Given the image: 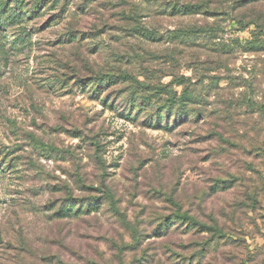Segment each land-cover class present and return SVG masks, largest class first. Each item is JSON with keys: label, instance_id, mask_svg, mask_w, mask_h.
<instances>
[{"label": "rangeland", "instance_id": "obj_1", "mask_svg": "<svg viewBox=\"0 0 264 264\" xmlns=\"http://www.w3.org/2000/svg\"><path fill=\"white\" fill-rule=\"evenodd\" d=\"M243 1L0 0V264H264V2Z\"/></svg>", "mask_w": 264, "mask_h": 264}, {"label": "trees", "instance_id": "obj_2", "mask_svg": "<svg viewBox=\"0 0 264 264\" xmlns=\"http://www.w3.org/2000/svg\"><path fill=\"white\" fill-rule=\"evenodd\" d=\"M17 6H20L22 4V0H14ZM242 1V0H241ZM264 2V0H245L243 1L242 4L246 5L247 3L252 4L254 2ZM205 2L201 1L198 3H181L179 5L174 4L171 9L174 10L175 12L178 13H182V14H194V13H200L201 12V8L205 7ZM207 8V6H206ZM205 8V9H206ZM12 16L18 18L20 16V14L16 11V8H14L12 10ZM250 21L245 20L244 18H242L240 20V23H242V25H247ZM251 22H256V20H253ZM153 32V31H151ZM16 42V41H15ZM14 42V43H15ZM105 81H100L96 86V92L97 93H101L104 92V88L106 85H108L111 80L110 78L108 79H104ZM172 97L169 98V100H171L172 102L169 104H165L164 107L165 109L167 108L168 112L172 111L174 109L175 104L178 105L177 107V111L179 112H183V113H188L189 111L187 110L189 102H194V93L189 91L188 89H185L182 91V93L180 94V96L177 95V92H171L170 93ZM133 104L134 105H138V98L134 97L132 99ZM144 102H146V100L144 99ZM149 102V101H148ZM147 105V102L146 104ZM194 109H191V111L193 112ZM190 111V112H191ZM189 112V113H190ZM3 171V170H1ZM101 207V198L99 197H95L94 198V202H87L84 205H78L77 203V199L73 198L72 202L70 204H68L67 206H63L58 214L60 216H69V217H74V216H78L80 217L82 214H85L86 212H88L89 210H91V208H99ZM177 217H181L183 218L184 216L182 215H178ZM174 222V219L170 221V223ZM176 222V220H175Z\"/></svg>", "mask_w": 264, "mask_h": 264}]
</instances>
